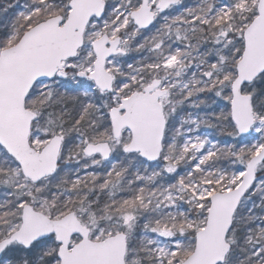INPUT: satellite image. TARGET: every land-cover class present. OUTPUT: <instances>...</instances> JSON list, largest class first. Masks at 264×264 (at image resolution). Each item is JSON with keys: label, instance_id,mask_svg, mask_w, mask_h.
<instances>
[{"label": "snow or ice", "instance_id": "1", "mask_svg": "<svg viewBox=\"0 0 264 264\" xmlns=\"http://www.w3.org/2000/svg\"><path fill=\"white\" fill-rule=\"evenodd\" d=\"M0 264H264V0H0Z\"/></svg>", "mask_w": 264, "mask_h": 264}]
</instances>
